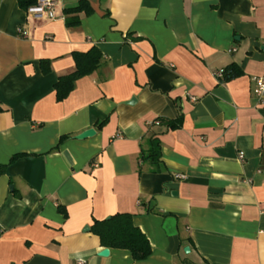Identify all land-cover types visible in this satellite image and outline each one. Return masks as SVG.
I'll list each match as a JSON object with an SVG mask.
<instances>
[{"label":"crops","instance_id":"1","mask_svg":"<svg viewBox=\"0 0 264 264\" xmlns=\"http://www.w3.org/2000/svg\"><path fill=\"white\" fill-rule=\"evenodd\" d=\"M80 1L93 13L68 28L64 10ZM52 10L51 20L0 0V264H264V98L253 94L264 0H55ZM93 48L100 68L58 102L74 54ZM231 65L242 75L221 83ZM181 115L179 130L156 123ZM153 135L154 167L140 158ZM128 213L152 255L101 257L92 225Z\"/></svg>","mask_w":264,"mask_h":264},{"label":"trees","instance_id":"2","mask_svg":"<svg viewBox=\"0 0 264 264\" xmlns=\"http://www.w3.org/2000/svg\"><path fill=\"white\" fill-rule=\"evenodd\" d=\"M19 7L25 12L38 5L39 0H17ZM87 1H80L76 7L64 10L66 25L68 28H76L81 24L78 15L85 13L90 15L93 10ZM103 55L98 48L91 49L88 53H75L76 63L75 71L67 76L61 77L55 85L57 101L62 102L69 98L74 91L77 81L96 72L102 62ZM44 73L50 71V63L42 62ZM242 75L236 65H231L224 69L223 78L219 79L221 83L233 81ZM105 122L99 125L101 128ZM156 123L165 124L167 130L175 131L182 127L183 116L178 119L164 120L158 119ZM66 138H62L61 142ZM147 149H142L140 158L142 161L149 162L158 166L161 160V141L157 135H153L145 141ZM5 172V166H0V175ZM67 216L64 209H60ZM132 214H117L103 221H95L91 227L93 234L99 237L101 246L106 249L125 250L131 253L134 261H145L152 255V247L145 234L134 225Z\"/></svg>","mask_w":264,"mask_h":264},{"label":"built area","instance_id":"3","mask_svg":"<svg viewBox=\"0 0 264 264\" xmlns=\"http://www.w3.org/2000/svg\"><path fill=\"white\" fill-rule=\"evenodd\" d=\"M55 0H39V3L37 6L31 8L29 10L30 13L32 14H36V15H39V14H47V16L49 18H54L55 15H54V11L52 10V6L54 4ZM17 34L20 35L22 38L26 39L29 37V33L23 28H17ZM232 52H235V49L231 50ZM223 74H224V70H220L217 74H216V77L218 79H221L223 78ZM254 89H253V94L256 98L262 100L264 98V75L261 76V77H257V78H254ZM192 100L195 101V99H193L192 97ZM240 159L241 160H244V155L241 154L240 155ZM94 168H98L99 165L98 164H94L93 165ZM179 178L183 179L184 177L183 176H179ZM79 264H84V262H79Z\"/></svg>","mask_w":264,"mask_h":264},{"label":"water","instance_id":"4","mask_svg":"<svg viewBox=\"0 0 264 264\" xmlns=\"http://www.w3.org/2000/svg\"><path fill=\"white\" fill-rule=\"evenodd\" d=\"M95 135V131L94 130H88L86 132H84L83 134H81L79 136L80 139H86L88 137L94 136ZM86 231H89V228L86 229ZM186 252H188V248L185 249ZM101 257H108L110 255V250L109 249H104L103 252H101L99 254Z\"/></svg>","mask_w":264,"mask_h":264}]
</instances>
